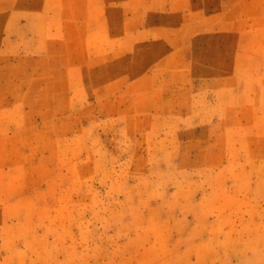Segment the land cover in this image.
I'll use <instances>...</instances> for the list:
<instances>
[{
    "label": "rangeland",
    "instance_id": "rangeland-1",
    "mask_svg": "<svg viewBox=\"0 0 264 264\" xmlns=\"http://www.w3.org/2000/svg\"><path fill=\"white\" fill-rule=\"evenodd\" d=\"M0 264H264V0H0Z\"/></svg>",
    "mask_w": 264,
    "mask_h": 264
}]
</instances>
